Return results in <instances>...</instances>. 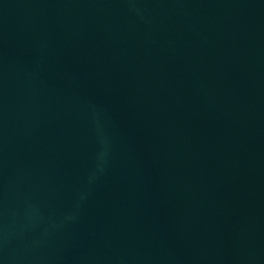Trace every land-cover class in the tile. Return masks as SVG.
Segmentation results:
<instances>
[{
  "label": "water",
  "instance_id": "1",
  "mask_svg": "<svg viewBox=\"0 0 264 264\" xmlns=\"http://www.w3.org/2000/svg\"><path fill=\"white\" fill-rule=\"evenodd\" d=\"M0 264H264V0H0Z\"/></svg>",
  "mask_w": 264,
  "mask_h": 264
}]
</instances>
